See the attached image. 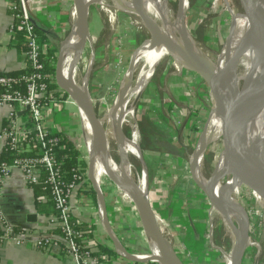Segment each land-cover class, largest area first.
<instances>
[{
	"label": "rangeland",
	"instance_id": "1",
	"mask_svg": "<svg viewBox=\"0 0 264 264\" xmlns=\"http://www.w3.org/2000/svg\"><path fill=\"white\" fill-rule=\"evenodd\" d=\"M188 1V10L184 19L186 27L200 50L212 61H216L230 32L233 14L236 16H239L237 14L243 15L242 13H245L247 10V4L245 0ZM167 2L172 16H177L179 12V0H168ZM89 12V27L92 30H90V38L87 40L82 51L81 59L79 61L75 59L78 67L77 81L82 83L84 78L87 79V93L93 99V104L99 118L103 120V130L105 131L110 122V117L106 116L114 108L122 83L116 90V94L110 97V100L106 99L105 96V94H108V90H100L97 95L93 94L92 78L97 65L95 50L101 44L100 39L102 37H109V34H106L108 32L107 26L100 28V23L117 24L115 26L117 30L113 31L114 35L111 37L114 38L115 35H119V42H122V39L125 41L128 39V35H132L134 37L132 39L134 43L132 45L133 52L141 48L146 41L150 40L151 35L139 16L116 9L109 1L104 3L97 2L91 5ZM75 24L76 22L72 25V30ZM103 33L105 34L103 35ZM66 41L67 39L62 43L57 55L58 60L59 54L64 49L63 44ZM76 55L77 52L75 51L73 57L75 58ZM145 64L146 62L143 59L139 61L135 72V79ZM154 69L155 71L147 85L148 87L133 101V121L139 128V144L142 151L141 157L135 155H130L129 157L135 167L133 179L138 180L137 171L140 173L141 167L145 165L149 174V202L155 211L159 226L167 242L174 251L176 250L181 254V259L185 264H228L226 254L231 253L235 236L232 228L225 222L222 214L215 211L209 202L205 216L207 226L204 228V233H198L197 236L193 237L195 250H187L185 242L182 239V243L179 238L182 233L176 230L177 225L171 222L170 219L189 213V207L195 201H193V198L187 199V195L185 196L187 191L183 187L185 183H183L184 178L182 177L184 176L183 174H179V171L185 173V166H188V171L190 172V155L196 149L195 139L198 138L199 140L204 128L206 130L205 126L207 124L209 126L210 124L215 107L214 98L206 82L196 72L190 67L178 63L170 55L161 58ZM128 70L129 64L125 66L124 78ZM56 74L52 83L58 85L63 98H59L62 103H60L61 110L57 111V115L51 119L56 124L62 121L63 124L61 125L65 130L74 131L70 134L74 135V144L76 143L79 149H81L84 160L88 163L89 170V159L85 138L83 137V126L80 122L79 106L64 89L60 88L61 86ZM64 93L67 96H64ZM123 130L125 136H131L132 129L129 125H125ZM192 132L193 136L190 138ZM223 134L224 131L215 137L203 156L201 170L206 179L212 176L218 166H224L222 155L225 141L224 137H222ZM112 149L116 162L120 164L122 157L117 150L118 146L116 143L113 144ZM110 160L114 162L113 158L108 157V161ZM180 167H184V169L181 170ZM186 173L184 174L185 176L187 175ZM111 175L118 179L116 173L114 175L106 171L104 166L100 167V180L102 183L100 189L104 194L111 227L116 234L119 232V229H123V226L130 227V231H132L137 218L140 222L139 212L126 191L111 181ZM230 178L231 173L223 174L220 186L225 187ZM189 180L191 182V178ZM91 186L96 194V203L93 199L89 200L84 196H81V203L93 214V218L97 221L96 224L101 227V230L104 233H108L105 226L101 225L98 216L97 188L93 183H91ZM156 189L159 192L160 190L162 191L157 193ZM198 191L200 195L206 197L201 188ZM229 191L232 195L239 198L250 218V241L252 245L243 259V264H264V208L262 209L259 203L256 202V193L248 180L242 176L237 180L236 184L232 185ZM179 195L183 199V205L188 206L181 209L182 214L174 212L176 207L174 201H179ZM193 215L195 221H202L200 224H203L204 218L199 219V216L202 217L201 215ZM140 233L145 236L147 243L143 253H139L152 254V248L144 226H142ZM104 240L114 248V244L110 238H104ZM123 244L125 245L126 243L124 242ZM127 251L138 253L133 251L129 245L127 246ZM192 252H195L196 255L191 254Z\"/></svg>",
	"mask_w": 264,
	"mask_h": 264
},
{
	"label": "bare ground",
	"instance_id": "2",
	"mask_svg": "<svg viewBox=\"0 0 264 264\" xmlns=\"http://www.w3.org/2000/svg\"><path fill=\"white\" fill-rule=\"evenodd\" d=\"M94 1L86 0L87 3L91 2L92 4L109 1L112 3L114 8L138 16L131 6V0ZM167 1L168 0H144L145 11L158 24L163 35V39L155 46H152L151 42L148 41L144 44V47L139 50V59H143L146 64L144 67H142L140 73L137 75L134 84L125 99L122 109L123 111L121 112L119 110L117 113H114L112 110L106 116L110 117L108 127L104 131L106 139V151L96 137L85 110L78 103L86 131L85 142L89 157V177L97 187H100L102 184L100 180V167L104 166L106 171L113 173L114 175L116 173L118 179H132L137 185L139 191L145 197H149L150 187L148 169L145 167V165H143L141 167L140 173L137 171L139 176L138 180H134L133 175L135 172V167L129 158L130 155H135L137 157L142 156V151L139 144V128L133 121V101L140 93L145 90L146 87H148L147 85L155 71L154 68L161 58L170 55L178 63H182L187 67H190L192 63H197L203 69L213 68L216 71V75L221 84L220 86L226 100L232 99L238 93L242 84L250 83L260 73L264 75V24L252 10H248L245 14L235 17L234 26L225 46L223 47V50L217 57L216 61H212L200 50L187 27H183L182 23L188 10L189 1L183 0L182 7L179 10L177 16H172L168 8ZM250 1L253 9L258 11V13L264 14V0ZM71 34L72 36L70 39H68V41H66L67 43L65 44L62 52V62L66 64V68L71 79L76 84H78L83 89V91H87V79L84 78L82 83L77 81L78 67L72 54L75 44L80 38L76 24ZM170 45H173L172 47L175 48L189 50L193 55V59L178 54L177 51L173 50ZM69 82H67L64 78L63 65L61 64L60 83L62 86L69 87ZM120 114L122 115L123 129L125 125H129L132 129V134L131 136H125L124 141L119 145L117 143V123ZM101 122H103L102 119ZM205 127L206 130L204 128L205 132L203 130L201 133L198 146L196 145L194 153L190 155V166L192 168L194 176L193 178L203 190L207 185V179L203 176L201 170L203 156L215 137L224 131V113L216 105V103L210 124L209 126L207 124ZM251 138L260 151L264 153V96L261 98L258 104L245 103L234 125V145L237 151L243 149ZM114 143L117 144V150L122 157V162L120 164L116 162L113 155L112 148ZM107 156L111 159L113 158L114 162L111 160L108 161ZM107 163L109 168H106ZM219 169L222 170L223 167H219ZM122 188L133 201L132 193L126 188ZM212 189L220 198H224L228 195L227 187H221L220 183H215ZM213 209L222 214L229 227L231 226L227 220L232 218L239 223L240 228H243V222L236 208L223 203L220 208L213 207ZM146 231L149 243L152 248V254H150L148 257H162L151 230L146 229ZM233 234L235 236L234 242L236 244L240 241L242 233L237 231ZM241 250L242 249H239L238 253L235 255V259H239ZM226 259L228 264H235L232 253L226 254ZM158 264L163 263L159 262Z\"/></svg>",
	"mask_w": 264,
	"mask_h": 264
},
{
	"label": "built area",
	"instance_id": "3",
	"mask_svg": "<svg viewBox=\"0 0 264 264\" xmlns=\"http://www.w3.org/2000/svg\"><path fill=\"white\" fill-rule=\"evenodd\" d=\"M40 4V0H10L9 5L13 18L10 32L27 36L26 56L30 69L18 75H0V106L9 108L5 126L0 131V248L33 243L37 249L47 253L58 249L74 264H102L100 258L94 255L92 245L84 238L83 230L76 228L72 220L75 216L74 205L81 199L79 189L86 180L78 172H71L70 175L63 172L62 163L54 150L61 142V137L55 133L62 131L67 135L68 131L62 127V121L56 124L51 119L61 110L59 98L62 99L63 95L59 88H50L53 77L46 72L44 51L33 21V11L39 9ZM79 114L83 137L86 138L84 120L81 112ZM67 136L75 142L74 135ZM8 156L11 158H6ZM16 171L21 173L25 186L30 188L40 184L42 190L47 192L48 195L40 196L39 200L52 203L58 211L59 214L52 216L49 223L59 226L60 234L35 238L33 231L10 221L4 205L5 187ZM255 200L263 209L264 201L257 195ZM98 216L103 225V211L99 202ZM115 236L123 244L116 233ZM115 251L121 259L137 263L130 261L119 248H115ZM131 254L142 260L149 256L139 252Z\"/></svg>",
	"mask_w": 264,
	"mask_h": 264
},
{
	"label": "crops",
	"instance_id": "4",
	"mask_svg": "<svg viewBox=\"0 0 264 264\" xmlns=\"http://www.w3.org/2000/svg\"><path fill=\"white\" fill-rule=\"evenodd\" d=\"M40 3L41 7L39 9H34L33 11V21L41 33L39 34L42 36L41 47L43 48L44 55L54 58V55H58L62 43L71 34L72 25L76 22L74 0H40ZM9 5L10 0H0V74L11 72L22 73L28 71L27 50L25 49V45L27 48L28 39L26 35L24 38L20 33L10 32L13 18L9 10ZM103 26H107L108 32H106V34L108 33L109 37H102L100 39L101 44L95 50L97 65L94 69L92 78V91L93 94L97 95L100 90H108L109 92L108 94H105V96L106 99L110 100V97L116 94V90L121 83L123 84L122 80L124 78L123 74L125 66L130 64L131 56L134 53L132 51V45L134 44L132 39L134 37L128 35V39L125 41L122 39V42H119V35H115L114 38L111 37L114 35L113 31L117 30L115 27L117 24L100 23V28H104ZM104 34L105 33H103V35ZM75 51L77 54L80 52L77 48V43L75 44L72 53L75 54ZM8 113V107L0 106V131L5 126ZM66 131L69 133H67V135H70L71 132L69 130ZM180 169L182 170L184 167H180ZM185 170V173L187 172L186 176L184 175L185 173L179 171V174H183L184 176L182 177L184 178L183 183H185L183 187L187 191L185 196L187 195V199L193 198L195 203L192 201V205L196 206L190 205V210H188L189 213L183 215L181 209L188 206L183 205V199L179 195V201H174V204L176 205L174 212L176 214L181 213L182 215H180V217L182 218L176 217L170 219L171 222L177 225L176 230L179 233H182L179 238L181 241L183 239L187 250H195L193 237L197 236L198 233H204V228L207 226L205 216L209 200L207 197L200 195L198 191L200 187L191 177L188 167L185 166ZM190 178L191 182L195 185L190 182ZM161 191L162 190H160V192ZM156 192L158 193L159 190L156 189ZM80 196H84V194L80 193ZM175 197L177 198L176 195ZM81 200L82 199H80L78 204L74 205L75 216L81 222H88L96 226L94 236L87 239V241L92 246L97 243H103L106 246L112 247L104 240V238L109 239L110 236L108 233H104L103 230H101V227L96 224L97 221L93 218V214L88 211V208H86L83 203H81ZM39 202L44 205L48 204L47 201L39 200ZM4 205L10 221L18 227L31 229V231H33V237L37 238L39 236L52 234L49 233L52 229L49 223L51 217L43 214L37 207L36 195L33 189L23 184L21 173L18 171L14 173L13 177L5 187ZM193 214L201 215L202 217L198 216L200 220L204 218L203 224H200L202 221H195ZM30 215H36V218H29ZM136 220L134 229L132 230L133 232L130 231V227L127 228L126 226H123V229L121 228L122 230H118L119 232H117V236L123 243H126V247L129 245L133 251L143 253L147 239L140 232L142 231V226L145 227V225L142 222L141 217L139 218L140 222L138 221V218ZM55 250L56 251L47 253L37 249L33 243L21 247L13 245L3 246L0 248V264H74L71 258L63 256L59 253L58 249ZM176 253L182 257L178 251H176ZM191 254L196 255L195 252H192ZM119 262L120 264H133L129 261L123 262L121 258H119Z\"/></svg>",
	"mask_w": 264,
	"mask_h": 264
},
{
	"label": "water",
	"instance_id": "5",
	"mask_svg": "<svg viewBox=\"0 0 264 264\" xmlns=\"http://www.w3.org/2000/svg\"><path fill=\"white\" fill-rule=\"evenodd\" d=\"M245 2L247 4L246 12L248 10H252L261 19V21L264 24V14L258 13V11L253 9L250 0H245ZM182 4H183V0H179V10L181 9ZM91 5L93 4L87 3L86 0H74V6L76 9V27L80 36L77 42V48L79 49L80 52L75 57L77 61L81 59L82 51L86 45L87 40H89L90 38L89 10ZM131 6L134 9V11L138 14L144 26L151 35V39L148 41L151 42L152 46L157 45L159 42L162 41L163 35L156 21L145 11L144 0H131ZM237 15H241V14H237ZM235 16L236 15L233 14V22L230 28V32L232 31V28L234 26ZM182 24L183 27L186 28L185 20H183ZM229 34L227 36V39L229 37ZM71 36L72 34L68 36L67 41L68 39L71 38ZM64 44H63V48H64ZM172 46L171 48L177 51L178 54L193 59L192 57L193 55L189 50H185L183 48L179 49ZM143 47L144 45H142L141 48L136 50L131 56L129 70L126 74V77L124 78L118 98L113 108L114 113H117L119 110L121 112L123 111L122 109L125 103V99L135 81V72L137 69V65L140 61L139 50L142 49ZM61 64H62V52L59 54V60L56 71L57 73L56 75L59 80L58 81L59 83L61 76ZM190 68L206 82V84L208 85L211 91V94L214 98L216 105L224 113V134L222 137H224L225 148L222 155L224 162L223 169L221 170L219 169V167L216 168L212 176L209 179H207V185L204 190L199 184L197 185L204 191L212 207L220 208L223 203H226L228 206H232L236 208L237 211L239 212L240 218L243 222V228H240L239 223L233 220L232 218L228 219L227 221L230 224L231 228L233 229L232 231L233 233H236L237 231H240L242 233L240 241L236 244L234 242V246L232 248L231 253L233 255L235 264L237 263L243 264V259L247 255L249 247L252 245L250 241V236H251L250 218L239 198H237L235 195H232L229 189H231L232 185L236 184L237 180L242 176L248 180L250 186L252 187L256 195L259 196L264 201V153L260 151V149L256 146L252 138L248 141L247 145L243 149L237 151L234 145V125L245 103L258 104L261 98L264 96V75L261 73L258 74L250 83L243 84L240 90L238 91V93L232 99L226 100L220 86L221 84L216 75V71L213 68L203 69L197 63H192L190 65ZM60 86L62 89H64L66 93H68L71 96L72 99L75 100L77 104L79 103L83 107L91 122L96 137L98 138L104 150L106 151V145H105L106 139L104 135L102 122L95 110L93 99L91 98V96L87 93V91H83V89L78 84H76L72 79L69 82V87L62 86L61 83ZM124 138H125V134L122 127V115L120 114L117 123V143L120 145L124 141ZM199 142L200 140H198V144ZM106 168H109L108 163L106 164ZM190 172L192 177H194L191 166H190ZM228 173H231V178L226 184L228 195L224 198H220L219 196H217V194L213 191L212 188L215 183H221V176L223 174H228ZM110 179L119 187H124L132 193L133 195L132 202H134L141 217V220L145 225V228L151 230L156 245L159 251L161 252L162 257L153 258L152 256H150L144 258L143 260L136 259L133 257L131 253L127 251L124 245L116 238L115 232L111 227V222L109 220L104 194L102 193L100 187L94 185L97 188L98 202L100 203V206L103 211V226H105L108 235L110 236L114 244V249L119 248L130 261L154 262L157 264L159 262H162L163 264H185L184 261L181 259V257L171 248V246L167 242L165 236L163 235L161 227L159 226L157 216L155 214V211L153 210L152 205L149 202L148 197H145L139 191L135 182L129 178L125 180L117 179L112 175L110 176ZM88 180L91 183H93L89 177V170H88ZM35 216L36 215H30L29 218L31 217L36 218ZM239 249L242 250L240 257L237 260L235 259V255L238 253Z\"/></svg>",
	"mask_w": 264,
	"mask_h": 264
},
{
	"label": "trees",
	"instance_id": "6",
	"mask_svg": "<svg viewBox=\"0 0 264 264\" xmlns=\"http://www.w3.org/2000/svg\"><path fill=\"white\" fill-rule=\"evenodd\" d=\"M38 34L40 33L39 30L37 29ZM21 35L24 36L25 38V34L20 33ZM41 34V33H40ZM39 34V35H40ZM41 38V40H40ZM39 38V43H42V36L40 35ZM25 49L26 45H25ZM43 60L45 61V65H46V72L51 76V77H55L56 71H57V61H58V56L54 55V58H50L47 55L43 56ZM63 65V75L64 78L67 82H69L71 80V77L66 69V64L62 62ZM30 68L28 67V70ZM23 73V72H22ZM4 74H13V75H18L20 73L17 72H11V73H1L0 75H4ZM51 89H57L58 85L56 83H51L50 85ZM64 96H67L66 93H64ZM196 129V128H195ZM55 135L61 137V142L60 145L58 147H56L54 150L56 152V155L59 159V161L62 163V170L63 172L65 171L68 175L75 172H78L80 174L83 175V179H85L86 181L81 185L79 192L84 194V196L86 198L93 199V201L96 203V194L92 189L91 183L88 180V163L86 160H84V157L81 153L80 150L77 149L76 144H74L73 140L68 137L67 135H65L64 132H57L55 133ZM193 136V132L190 135V138H192ZM198 144V138L195 139V147ZM8 159H10L11 157L8 156L6 157ZM188 167V166H186ZM33 189L35 195H36V205L37 207L40 209V211L45 214L46 216H57L59 213L58 211L55 209V207L52 205V203L48 202L47 205H44L43 203H40L38 198L40 196H46L48 195L47 192L42 190V185H35L34 187H30ZM77 217H73L72 220L73 222H75V227L76 228H80L81 230H83L84 234V238L85 239H89L90 237L92 238L94 236V233L96 232V226L94 224L88 223V222H77L79 220H77ZM51 225V230L49 231V233H56V234H60V227L57 225ZM31 230V229H29ZM93 250H94V255H97L100 258V261L102 262V264H120L119 262V255L116 253L115 249L113 247H109L104 245L103 243H97L96 245L92 246ZM123 260V259H122ZM123 262H126V260H123ZM135 264H157L154 262H137Z\"/></svg>",
	"mask_w": 264,
	"mask_h": 264
}]
</instances>
